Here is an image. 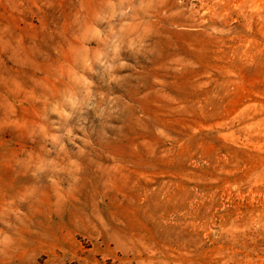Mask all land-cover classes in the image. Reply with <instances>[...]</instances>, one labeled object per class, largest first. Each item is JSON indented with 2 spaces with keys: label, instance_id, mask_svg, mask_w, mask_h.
I'll list each match as a JSON object with an SVG mask.
<instances>
[{
  "label": "rangeland",
  "instance_id": "rangeland-1",
  "mask_svg": "<svg viewBox=\"0 0 264 264\" xmlns=\"http://www.w3.org/2000/svg\"><path fill=\"white\" fill-rule=\"evenodd\" d=\"M0 264H264V0H0Z\"/></svg>",
  "mask_w": 264,
  "mask_h": 264
}]
</instances>
